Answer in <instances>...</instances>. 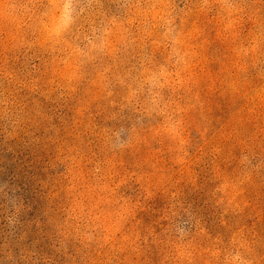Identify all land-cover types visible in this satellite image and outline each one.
<instances>
[{
  "label": "rangeland",
  "instance_id": "1",
  "mask_svg": "<svg viewBox=\"0 0 264 264\" xmlns=\"http://www.w3.org/2000/svg\"><path fill=\"white\" fill-rule=\"evenodd\" d=\"M0 264H264V0H0Z\"/></svg>",
  "mask_w": 264,
  "mask_h": 264
}]
</instances>
